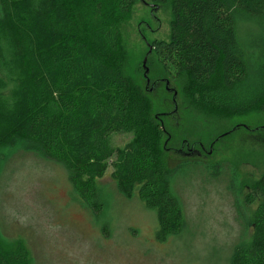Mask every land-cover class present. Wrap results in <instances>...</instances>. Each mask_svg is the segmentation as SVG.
Listing matches in <instances>:
<instances>
[{"label":"trees","instance_id":"1","mask_svg":"<svg viewBox=\"0 0 264 264\" xmlns=\"http://www.w3.org/2000/svg\"><path fill=\"white\" fill-rule=\"evenodd\" d=\"M145 1L113 0L114 14L127 18ZM150 1L152 14L171 6L169 40L147 43L148 60L166 78L187 76L202 107L264 113V0ZM80 18L69 0H0V148L19 144L64 164L74 193L98 216V182L112 169L120 195L156 214V238L180 237L187 219L172 181L187 168L172 172L159 161L155 145L166 132L126 76L117 23L108 15L96 25ZM121 134L133 138L111 149ZM250 190L246 204H259L225 264H264V175ZM0 264H32L30 252L0 237Z\"/></svg>","mask_w":264,"mask_h":264},{"label":"rangeland","instance_id":"2","mask_svg":"<svg viewBox=\"0 0 264 264\" xmlns=\"http://www.w3.org/2000/svg\"><path fill=\"white\" fill-rule=\"evenodd\" d=\"M94 1L69 3L83 21L96 25L98 16L108 15L117 23L126 76L134 93L148 102L152 122L166 132L155 145L159 161L172 172L187 168L172 181L184 207L186 230L180 237L158 240L156 214L137 197L120 195L112 169L98 182L102 214L90 212L74 193L64 164L15 144L0 148V237L6 245L23 242L32 264H225L226 253L244 234V221L259 204L248 206L245 200L264 175V136L255 132L264 128V113L258 108L231 113L202 107L193 100L187 76L171 81L152 58L147 85V43L169 40L171 6L152 14L154 5L146 0L148 7L136 4L121 18L114 14L113 0ZM160 78L164 81L153 87ZM236 126L240 129L215 144L210 154L212 143ZM132 138L115 135L109 146L123 147ZM182 142L195 144L202 156L187 148L174 151L181 150Z\"/></svg>","mask_w":264,"mask_h":264},{"label":"flooded vegetation","instance_id":"3","mask_svg":"<svg viewBox=\"0 0 264 264\" xmlns=\"http://www.w3.org/2000/svg\"><path fill=\"white\" fill-rule=\"evenodd\" d=\"M173 113H174V112H171V113H169V115H173ZM243 127H244L245 129L249 130L248 127H247L246 125H243ZM237 129H240V126H236L233 130H231L230 132H228V133H226V134L220 136L216 141H214V142L212 143V145H211V150H210L209 153H210V154L212 153V151H213V146H214L215 144H217L218 142H220L222 139H224L225 137L229 136L230 134L234 133ZM249 131H250L251 133L254 132L253 129H252V130H249ZM255 132H257L258 134H261V135L264 136V128L256 129ZM199 144H200V148H201V150H202L203 152H206L205 147L202 145V143H199ZM195 147H196L195 144H193V146L190 147V145H189L187 142H182V143H181V150H174V151H176L177 153H183V150H184L185 148H187V149L190 151V154H191V153H195V154L198 155V156H202V154H201L199 151L194 150Z\"/></svg>","mask_w":264,"mask_h":264},{"label":"water","instance_id":"4","mask_svg":"<svg viewBox=\"0 0 264 264\" xmlns=\"http://www.w3.org/2000/svg\"><path fill=\"white\" fill-rule=\"evenodd\" d=\"M141 2H143V0H141ZM152 9H155L154 6H151ZM158 9L155 10V12L157 11ZM152 53V47H150L149 49V52L147 54V56L145 57L144 61H143V68L145 70V73H144V78L147 80V85L149 84L150 80L148 78V73H149V69L147 67V61H148V57L151 55ZM176 96V94H175Z\"/></svg>","mask_w":264,"mask_h":264}]
</instances>
